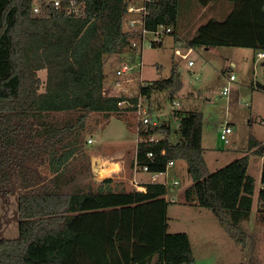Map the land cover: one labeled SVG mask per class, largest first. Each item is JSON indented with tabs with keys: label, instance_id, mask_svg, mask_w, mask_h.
I'll list each match as a JSON object with an SVG mask.
<instances>
[{
	"label": "trees",
	"instance_id": "obj_1",
	"mask_svg": "<svg viewBox=\"0 0 264 264\" xmlns=\"http://www.w3.org/2000/svg\"><path fill=\"white\" fill-rule=\"evenodd\" d=\"M78 1L84 18L52 8L35 16V0H0V194L21 189L19 238L0 240V264H194L188 234L167 231L172 202L164 198L163 185L147 184L146 192H137L115 185L111 178L97 185H75L69 179L67 167L78 154L77 130L84 129L88 116L121 117L119 104L138 100L104 96L107 59L127 53L139 37L124 25L129 0ZM189 1L185 12L181 0L148 2L147 30L164 25L183 33L184 21L202 19V10L208 8L218 18L188 36L190 46L264 51V0H226L220 10L213 8L219 0ZM41 71L47 73L44 85ZM146 85L143 97L149 99L158 90L168 92V101L174 103L182 90L178 66L168 79ZM77 112L70 126L49 120ZM175 115L178 129L173 131L167 121L161 124L154 133H163L165 140L142 144L145 151L138 152L137 160L156 173L165 171L169 162L185 163L181 178L191 182L184 190L185 202L213 213L236 245L246 248L244 223L252 216L256 184L248 172L250 156L211 173L202 144V114ZM67 132L75 135L72 144L61 154L49 151L48 145L64 143ZM162 149L166 155L151 164L147 152ZM256 153L264 159V146ZM40 165L47 167L49 177L34 174L33 167ZM260 183L257 213L264 227V160Z\"/></svg>",
	"mask_w": 264,
	"mask_h": 264
},
{
	"label": "rangeland",
	"instance_id": "obj_2",
	"mask_svg": "<svg viewBox=\"0 0 264 264\" xmlns=\"http://www.w3.org/2000/svg\"><path fill=\"white\" fill-rule=\"evenodd\" d=\"M189 0H181V11L189 10ZM195 2V0H192ZM226 0H219L213 7L220 10ZM199 8V6L197 7ZM186 37L194 32H183ZM152 39V36H149ZM205 52L199 49L191 56L195 66L189 68L187 63L174 57L173 41L167 39L161 48H149L140 56L129 50L123 55H113L107 59L105 67V88L110 89L120 83L122 88L136 92L143 82L152 85L158 80L168 79L174 65L178 66L181 74L182 90L177 95L175 103H179V111L198 112L203 116V147L206 149V161L211 173L222 169L239 157L249 154V140L254 139L260 147L264 146V66L262 61L253 62V50L239 48H215ZM202 54V55H201ZM142 61L143 69L136 68ZM126 64L133 70L125 77L118 78L117 71ZM236 77V82L229 84L230 93L224 95L223 87L228 85V76ZM39 76L46 81V71ZM132 80V82H128ZM262 88V89H261ZM144 106L152 111L165 115L164 120L170 122L173 131L178 129V122L170 116L174 109L168 101V92L154 90L149 99H143ZM77 113L57 114L49 118L61 126L73 125ZM230 124L233 134L229 135L230 144L221 139L222 128ZM137 119L134 111L123 109L121 117L112 115L110 118L102 114L92 113L86 119L83 130H77L79 137L76 145L78 154L69 163L67 174L74 178L75 185L93 183L97 185L105 179L111 178L115 185L132 191L134 176L131 164L136 155ZM75 135L65 134L63 144L48 145L49 151L62 153L66 146L71 145ZM92 139V143L89 140ZM176 135L172 141L176 142ZM41 143V142H40ZM255 145L257 144L254 142ZM68 148V147H67ZM99 160V162L96 161ZM261 157L253 154L249 166V174L255 178V195L250 221L244 223L249 234V243L242 248L225 233L217 218L210 211L195 204H188L184 199V190L191 182L182 180L185 176L186 165L179 163L169 170V185L174 180L180 185L170 187V196L175 201L167 207V231L188 234L195 258L194 264H264V227L258 220V194L262 185ZM100 160L119 164L118 169L109 172L105 178L100 172L104 166ZM261 165V166H260ZM94 166L97 172L94 171ZM260 166V169H259ZM47 167L34 166L32 171L41 178L49 177ZM119 169H122L119 172ZM91 170V172H90ZM260 170V174L259 173ZM139 182H149L151 176L139 173ZM162 178L160 177L159 180ZM19 182L16 183L18 185ZM21 189L16 186L9 194H0V240H17L19 238L18 195ZM9 201V202H8Z\"/></svg>",
	"mask_w": 264,
	"mask_h": 264
},
{
	"label": "built area",
	"instance_id": "obj_3",
	"mask_svg": "<svg viewBox=\"0 0 264 264\" xmlns=\"http://www.w3.org/2000/svg\"><path fill=\"white\" fill-rule=\"evenodd\" d=\"M151 0H129V6L127 8L126 15L124 17V25L127 31L138 35L139 37L136 38L131 42L130 50L134 53L139 55L140 59L142 60V54L146 46L148 45L149 48H154L160 44H164L165 41L169 38L173 41V54L174 57L178 58L181 61L187 63L189 68L195 66L194 59L191 58L192 55L197 51V49L193 48L189 44V39L186 37L185 33H181L177 31L176 28L171 26H164L161 25L157 28V30L153 32H149L146 28V17L148 15L147 11V3ZM49 8L59 10L62 12H66L76 18H84L86 16V11L84 7L79 3L78 0H69L68 4L64 5V0H35L34 5V15L35 16H42L44 15ZM149 36H152V39H149ZM258 60H264V51H260L256 53ZM140 71L143 69L142 61H139L136 65ZM133 68L129 67L128 65L124 64L122 69L117 71L116 76L118 78L125 77L129 74ZM236 81V77L232 74L228 76V85L224 86L223 93L224 95H228L230 93L229 84ZM128 82H132L129 80ZM145 83H141L136 92H130L127 88H122L120 83L114 84L112 88L107 89L104 88V96L109 98H118V97H128V98H137L136 103H131L130 101H125L120 103L119 106L121 109H128L132 108L136 115L137 119V139H136V155L133 161L132 173H133V180L131 181V185L134 187L135 191L137 192H146V185L147 184H160L166 188V194L164 198L167 201L174 202L175 197L170 196V187H176L180 185V181L174 180L173 184L169 185L168 178H169V170L175 166L174 162H169L166 166L165 171L163 172H151L149 164H140L137 160V154L139 151H145V148L142 149V144L144 146H153L157 145L165 140V136L163 133H154L156 129L162 126L161 124L165 123L163 114H160L157 111H152L149 108L144 106L143 99L145 97L142 96V87H146ZM174 108L169 114L170 116L174 117L175 121H179V119L175 115V111H179V103H172ZM264 126V123H262ZM233 128L226 124L222 128L221 132V139L224 141L225 144H230L229 135L232 133ZM92 140H89V143H92ZM142 149V150H141ZM158 155L165 156L166 151L162 149L160 153L148 151L146 154L147 160L150 161L151 164L156 163L158 159ZM122 169H119L121 172ZM139 173H147L151 176V180L149 182L143 183L139 182L136 179V176ZM162 178L159 180V178Z\"/></svg>",
	"mask_w": 264,
	"mask_h": 264
},
{
	"label": "crops",
	"instance_id": "obj_4",
	"mask_svg": "<svg viewBox=\"0 0 264 264\" xmlns=\"http://www.w3.org/2000/svg\"><path fill=\"white\" fill-rule=\"evenodd\" d=\"M202 14H203V16H202V19H200V18H198L197 19V21H194L193 23L191 22V20L189 21V22H191V23H189V22H186V21H184V25H182V29L184 30V31H186V32H189V31H192L193 30V32L201 25V24H203V23H205V22H207L209 19H216V18H218V16H217V14L216 13H214V12H212L211 10H209L208 8L207 9H203L202 10ZM201 50H204L205 52H211V51H214L213 49H209V50H207V49H201ZM197 51H199V49H197ZM202 55V54H201ZM256 61H258V59H257V56H256V52H254V54H253V62H256ZM260 61H262L263 63H262V66H264V60H260ZM236 82V81H235ZM224 88V87H223ZM230 125V124H229ZM232 128H233V126L232 125H230ZM233 134V131H232V133L230 134V135H232ZM92 140V139H91ZM254 142H256L257 143V141H254V139H250L249 140V144H248V146H249V154H255V155H257V153H256V151H257V149H259V148H262L263 147V145L260 147V145H258V143L255 145V143ZM202 144H203V141H202ZM205 149V148H204ZM206 150V149H205ZM252 155H249L250 156V163H251V157H252ZM242 157H244V156H242ZM242 157H239V158H242ZM205 158H206V152H205ZM238 158V159H239ZM263 160L264 159H261V164L263 163ZM134 161V160H133ZM113 164H114V167L111 169V171L109 172V174H108V176L112 173V172H114V171H116L117 169H118V166H119V164H117V163H115V162H113ZM132 166H133V162H132V164H131V171H132ZM261 166V165H260ZM260 166H259V169H260ZM262 171V170H261ZM258 174H260V170H259V173ZM9 202V201H8ZM18 204V203H17Z\"/></svg>",
	"mask_w": 264,
	"mask_h": 264
},
{
	"label": "bare ground",
	"instance_id": "obj_5",
	"mask_svg": "<svg viewBox=\"0 0 264 264\" xmlns=\"http://www.w3.org/2000/svg\"><path fill=\"white\" fill-rule=\"evenodd\" d=\"M100 165L104 166L102 168L100 174H101L102 177L105 178L106 174L108 173V170L111 169L114 164L111 161L100 160Z\"/></svg>",
	"mask_w": 264,
	"mask_h": 264
},
{
	"label": "water",
	"instance_id": "obj_6",
	"mask_svg": "<svg viewBox=\"0 0 264 264\" xmlns=\"http://www.w3.org/2000/svg\"><path fill=\"white\" fill-rule=\"evenodd\" d=\"M96 161L98 162L99 160H97V159H96ZM94 171H95V172H97V169H96V167H95V166H94Z\"/></svg>",
	"mask_w": 264,
	"mask_h": 264
}]
</instances>
